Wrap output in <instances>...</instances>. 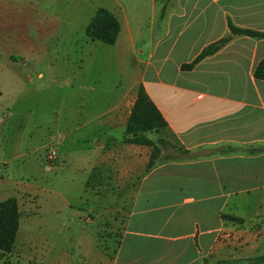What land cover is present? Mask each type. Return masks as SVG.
<instances>
[{"label": "crops", "instance_id": "crops-1", "mask_svg": "<svg viewBox=\"0 0 264 264\" xmlns=\"http://www.w3.org/2000/svg\"><path fill=\"white\" fill-rule=\"evenodd\" d=\"M61 1L62 11L55 17H44L33 3L22 16L64 19L67 33H85L90 19L104 8L120 25L113 46L124 53L126 41L134 50L141 42L144 59L136 55L144 67L140 79L103 111L81 107L74 128L64 131L59 142V168L67 165L84 189L75 198L76 211L63 197L61 211L103 227L117 211L126 218L113 252L100 246L98 236L82 233L76 241L78 262L65 248L48 261L38 249L49 250L50 243L31 239L26 223L37 199L41 207L42 189L17 183L15 197H5L0 176V202L15 198L20 213L13 250L19 255L28 251V264H214L264 255V153L241 152L264 145V81L253 78L264 60V40L232 36L228 28L230 21L237 28L264 32V0ZM4 4L0 0V19ZM8 4L19 6L14 0ZM227 36L231 40L216 53L191 70L181 69ZM139 85L167 123L165 131L148 135L167 142L157 144L149 170L151 148L123 143L136 98L134 92L127 101V94ZM57 164L48 168L58 169Z\"/></svg>", "mask_w": 264, "mask_h": 264}, {"label": "rangeland", "instance_id": "rangeland-1", "mask_svg": "<svg viewBox=\"0 0 264 264\" xmlns=\"http://www.w3.org/2000/svg\"><path fill=\"white\" fill-rule=\"evenodd\" d=\"M10 1L5 0L0 19V176L7 192L4 196L15 197L17 183L42 189L41 207L37 199L26 223L31 239L45 238L50 243L49 250L38 249L48 261L65 248L78 262L76 241L82 233L98 236L100 246L113 252L122 236L125 214L117 211L103 227L96 220L88 224L76 215H66L59 207L63 197L74 210L75 198L84 191L78 175L67 171L65 164L59 168L63 161L59 142L64 131L74 128L81 107L103 111L140 79L144 67L137 63L136 55L144 59L139 53L141 42L136 41L134 50L126 41L121 53L118 46L92 42L84 32L67 33L64 19L22 16L33 3L44 17H55L62 11L61 0H14L19 6L13 8ZM9 53L16 58L10 60ZM134 92L136 88L127 94V101L133 100ZM167 139L172 144L170 136ZM51 150L57 152L58 169L50 170L46 164ZM171 154V149L165 151L168 157ZM27 252L0 253V264H28Z\"/></svg>", "mask_w": 264, "mask_h": 264}, {"label": "trees", "instance_id": "trees-1", "mask_svg": "<svg viewBox=\"0 0 264 264\" xmlns=\"http://www.w3.org/2000/svg\"><path fill=\"white\" fill-rule=\"evenodd\" d=\"M171 0H165L169 2ZM165 6L162 9L163 15ZM228 28L232 36H246L255 40H264V32L235 27L230 21ZM120 32V25L116 17L104 8L97 10L95 15L90 19L85 34L92 42H101L107 46L115 45ZM231 40V36L206 47L191 63L181 66L182 70H191L201 60L216 53L220 48L225 46ZM255 80L264 81V60L260 61L253 72ZM1 96V91H0ZM167 129V123L149 99L144 88L139 85L136 89V98L132 106L130 115L127 120L124 132V144H132L151 148V157L147 169L153 166V160L159 148L157 144L166 145L167 142L159 139L152 140L148 135H156ZM225 150L230 153L232 148L227 146ZM242 153L247 155H256L264 153V145H258L250 148L241 149ZM20 213L17 200L9 198L0 202V253L8 254L14 248L15 238L19 228ZM203 264H209L205 262ZM214 264H264V255L249 258L243 261H219Z\"/></svg>", "mask_w": 264, "mask_h": 264}, {"label": "built area", "instance_id": "built-area-1", "mask_svg": "<svg viewBox=\"0 0 264 264\" xmlns=\"http://www.w3.org/2000/svg\"><path fill=\"white\" fill-rule=\"evenodd\" d=\"M57 160V152L55 150H51L45 157L46 164L51 165Z\"/></svg>", "mask_w": 264, "mask_h": 264}]
</instances>
